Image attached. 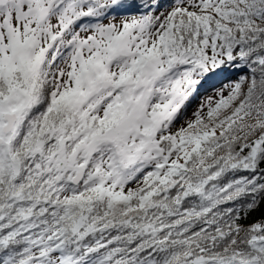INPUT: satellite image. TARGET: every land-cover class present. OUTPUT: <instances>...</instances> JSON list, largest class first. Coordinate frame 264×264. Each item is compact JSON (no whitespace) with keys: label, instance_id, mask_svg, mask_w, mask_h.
I'll use <instances>...</instances> for the list:
<instances>
[{"label":"snow or ice","instance_id":"obj_1","mask_svg":"<svg viewBox=\"0 0 264 264\" xmlns=\"http://www.w3.org/2000/svg\"><path fill=\"white\" fill-rule=\"evenodd\" d=\"M262 210L264 0H0V264H264Z\"/></svg>","mask_w":264,"mask_h":264},{"label":"trees","instance_id":"obj_2","mask_svg":"<svg viewBox=\"0 0 264 264\" xmlns=\"http://www.w3.org/2000/svg\"><path fill=\"white\" fill-rule=\"evenodd\" d=\"M262 211H264V210H262ZM259 215H260V213H259V212L255 213V216H257V217H258Z\"/></svg>","mask_w":264,"mask_h":264},{"label":"rangeland","instance_id":"obj_3","mask_svg":"<svg viewBox=\"0 0 264 264\" xmlns=\"http://www.w3.org/2000/svg\"><path fill=\"white\" fill-rule=\"evenodd\" d=\"M197 103H199V100L195 101L193 106H195V104H197ZM190 111H191V110H190Z\"/></svg>","mask_w":264,"mask_h":264}]
</instances>
